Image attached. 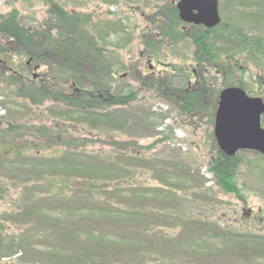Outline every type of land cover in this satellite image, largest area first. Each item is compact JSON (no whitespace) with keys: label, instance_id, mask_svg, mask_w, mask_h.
I'll use <instances>...</instances> for the list:
<instances>
[{"label":"trees","instance_id":"trees-1","mask_svg":"<svg viewBox=\"0 0 264 264\" xmlns=\"http://www.w3.org/2000/svg\"><path fill=\"white\" fill-rule=\"evenodd\" d=\"M160 1L163 4L147 19L150 29L141 36L145 53L159 56L167 44L186 43L194 50L195 82L174 88L171 76L157 79L153 74L143 73L133 75V80H141L143 85L154 88V93L183 118L213 127L220 91L238 85L216 88L209 82L207 71L214 70L227 78L241 70L240 60H243L256 67L262 75L259 82H262L264 39L224 20L213 30L186 25L178 17L177 0ZM260 16L256 14L251 18L261 21ZM92 18L89 14L68 12L53 2L49 4L47 18L32 27L21 23L16 10L0 15V97L16 106L51 105V112L58 114L39 125L25 122L19 114L0 120V174L6 172L14 188L24 184L20 191L23 202L20 209L29 210L34 203L47 200L66 206L69 203L83 205L91 216H108L110 221L105 224H92L91 220L77 224L69 221L52 227L56 239L61 236L73 248V251L61 248L62 252L70 254L67 264H153V256L158 264H195L186 257L172 259L162 255L171 241H180L171 239L164 230L175 231L182 226L212 231L213 238L209 239L215 242L212 247L227 258L243 264H264V236L239 233L192 215L187 205L194 202L188 200L193 189L173 188L167 181L172 168L176 175L192 181L190 167L180 160L165 169V180L156 179L158 188H142L138 196L117 190L126 185L124 179L133 178L136 171L147 174L150 166L154 172L163 169L162 164L150 161L151 158L143 154L146 147L136 141H117L125 125L120 114L136 101L138 92L133 89L123 95L114 92L111 82L114 63L107 56L102 40L92 31ZM18 62L19 67L15 68ZM35 69H42V73L33 75ZM179 73L184 74V70ZM81 133L87 134L84 139L78 137ZM210 140L209 167L216 187L226 194H238L234 174L241 162V153L228 158L218 149L212 134ZM97 143L112 149L109 154L112 159L97 156L83 161L81 150ZM257 162L260 164L255 163L252 170H264L261 155ZM113 178L116 179L110 185ZM205 184L203 181L193 192L207 198L211 190ZM2 187L0 200L9 195L5 191L9 188ZM70 200L73 201L68 202ZM212 200L215 201L214 197ZM151 220L154 227L163 228L154 231L157 235L154 233L153 239L147 237L153 232L149 225ZM35 238L29 232L18 237L1 232L0 250L6 245L9 251L0 254V261L18 256L19 248L33 247ZM108 243L113 246L111 250H121L122 255L96 254L97 248L105 252L102 248ZM142 245L144 248L140 250ZM216 245L225 251L223 248L218 251Z\"/></svg>","mask_w":264,"mask_h":264},{"label":"rangeland","instance_id":"rangeland-1","mask_svg":"<svg viewBox=\"0 0 264 264\" xmlns=\"http://www.w3.org/2000/svg\"><path fill=\"white\" fill-rule=\"evenodd\" d=\"M218 1L222 20L242 28L250 35L261 36L264 39V0ZM50 2L59 4L68 12H80L93 17L92 31L102 40L107 56L114 63L115 74L111 81L114 92L119 95L127 94L131 89L138 92L136 101L125 109L123 114H120L123 116L125 125L117 141H136L141 147H146L147 150L143 151V154L150 157V161L162 164L163 170L154 172L150 166L147 174L140 170L136 171V175L133 178L124 179L127 184L119 186L117 190L138 196L142 194V188H158L156 179L165 180L167 178L165 169L172 167L175 160H180L190 167L191 174L194 176L192 181L185 176L176 175L173 168L169 172L171 179L168 176L167 181L169 180L173 188L193 189L188 200L190 202L194 200V202L187 205L192 215L232 228L239 233L264 236V170L259 172L252 170L255 163H259L257 162L259 155L253 152H242L241 162L235 168L234 174L238 194L221 192L214 185L215 176L210 172L209 167L212 153L210 135L213 136V127L201 125L193 119L183 118L165 100L154 93V88L143 85L141 80L136 82L133 80V75L143 73L153 74L157 79L171 76V86L174 88H183L188 83L195 82L194 50L187 47L186 43L167 44L159 56L151 57L145 53L141 36L151 27L147 19L156 13L157 7H160L163 2L160 0H0V15L16 10L22 24L27 27L36 26L47 18ZM256 14L262 15L261 21L255 22L251 18ZM240 62L241 70L227 78L219 76L214 70L207 71L209 82L216 88L235 84L244 87L250 95L264 99V79L260 81L261 83L259 82L262 75L251 63L246 64L243 60ZM18 65L20 63L15 65V68H18ZM182 69L184 74L179 73ZM41 73L42 69L32 74L38 76ZM51 107L46 105L35 108L23 104L16 106L0 97V120L4 118L9 120L11 115L19 114L25 122L39 125L51 121L58 115L51 112ZM67 123L73 125L72 121ZM81 134H78L81 139L87 135ZM113 138L116 139V137ZM102 140L108 141L104 138ZM81 152L83 161L87 157L97 156L109 159L112 149L105 144L97 143ZM197 172L200 173L199 176ZM20 179L25 181L22 177ZM115 179L111 180L110 185ZM0 180L4 188L5 185L9 188L5 190L9 195L0 200V233L18 237L24 232H29L36 237L33 247L19 248L18 256L3 258L0 264H67L70 254L62 252L61 248L65 247L68 251H73V248L64 242L61 236L56 239L57 236L53 235L52 227L69 221L76 224L90 220L93 221L92 224H105L110 221L107 215L91 216L83 205L73 203L66 206L44 200L34 203L29 210L20 209V205L23 204L20 191L24 184L14 188L12 179L6 172H1ZM202 180L206 182L205 187L211 190L207 198L202 197L203 194L200 192H193L202 184ZM2 186L0 185V188L3 190ZM213 197L216 202L212 200ZM168 204L171 205L170 202ZM149 225L153 232H150L147 237L153 239L154 231H160L163 228L154 227L153 220ZM164 231L171 239L180 240L179 243L171 241L162 252V255L164 253L169 258L186 257L195 264H243L239 260L227 258L215 251L212 247V243L215 242L209 241L214 235L212 231L191 230L184 226L175 231ZM105 246L107 247L102 248L105 252L98 250L99 248H95L94 251L99 256L105 257L122 255L121 250H111L113 246L110 243ZM143 248L142 245L139 249ZM216 248L218 251L224 249L217 245ZM8 251L5 245L0 250V254L3 255ZM151 259L155 260L153 264H158L157 258L153 256Z\"/></svg>","mask_w":264,"mask_h":264},{"label":"water","instance_id":"water-1","mask_svg":"<svg viewBox=\"0 0 264 264\" xmlns=\"http://www.w3.org/2000/svg\"><path fill=\"white\" fill-rule=\"evenodd\" d=\"M179 19L188 25L214 29L221 23L218 0H179ZM264 100L240 87H227L219 94L213 134L219 150L229 158L242 151L264 157Z\"/></svg>","mask_w":264,"mask_h":264},{"label":"flooded vegetation","instance_id":"flooded-vegetation-1","mask_svg":"<svg viewBox=\"0 0 264 264\" xmlns=\"http://www.w3.org/2000/svg\"><path fill=\"white\" fill-rule=\"evenodd\" d=\"M214 185H216V184L214 183Z\"/></svg>","mask_w":264,"mask_h":264}]
</instances>
